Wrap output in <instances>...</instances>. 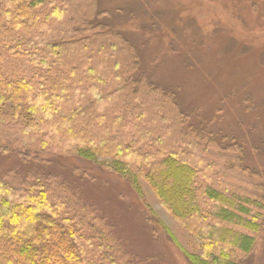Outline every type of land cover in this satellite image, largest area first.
Segmentation results:
<instances>
[{"label":"rangeland","instance_id":"1","mask_svg":"<svg viewBox=\"0 0 264 264\" xmlns=\"http://www.w3.org/2000/svg\"><path fill=\"white\" fill-rule=\"evenodd\" d=\"M26 1L23 15H0L1 72L12 80L40 77L47 69L27 57V42L82 40L85 49L76 46L66 59L82 64L84 86L108 96L97 107L101 131L127 143L128 154L106 148L90 161L76 146L59 151L50 143L63 137L52 128L25 134L21 122L31 118L7 98L3 121L19 130L0 128V169L44 174L37 177L50 200L63 204L95 264L107 246L134 264H191L187 256L201 254L197 234L206 223L174 216L143 176L170 152L194 165L200 181L232 185L264 204V0ZM17 21V31L7 29ZM13 40L20 46L9 51ZM49 71L58 77V69ZM260 220L259 231H247L251 252L235 253L239 264H264Z\"/></svg>","mask_w":264,"mask_h":264},{"label":"trees","instance_id":"2","mask_svg":"<svg viewBox=\"0 0 264 264\" xmlns=\"http://www.w3.org/2000/svg\"><path fill=\"white\" fill-rule=\"evenodd\" d=\"M26 2L0 0V15L10 18L14 11L23 15L22 6ZM41 3L42 0L32 1V5ZM5 24L12 32L20 27L18 21ZM3 30L0 23V37ZM11 42L7 47L9 51L15 50L14 45L16 48L20 46L17 41ZM26 44L31 50H24L25 54L36 66L46 68V74L12 80L0 70V105L7 98L23 105L31 118L29 123L21 122L22 130H29L25 134H31L32 127L41 133L52 128L63 137L51 142L52 147L59 151L71 150V146L79 147V157L90 161L105 153L106 148L128 154L127 143L108 139L101 131L106 128V122L97 107L108 96L95 92L93 84L84 86L86 81L77 76L78 66L82 64L76 65L75 60L74 65L69 64L66 59L71 58L69 52L76 46L79 50L85 49L82 40L66 38L44 44L30 41ZM53 68L58 69V77L51 80L48 74ZM88 68L85 67V71ZM87 92L96 102L95 111L87 105L89 99L84 97ZM4 115L0 111V128L17 130L13 122L3 121ZM9 118L6 115V119ZM92 120L97 122L93 126L96 138L89 135ZM36 171L30 170L27 175H22L14 169H0V264H95L83 250L79 229L63 213V204L50 200L46 183L37 177L42 173ZM122 172L127 173V170ZM199 173L178 153L170 152L159 161L158 166H148L143 176L174 216L206 223L197 234L201 254L187 256L191 264H239L235 253L251 252L254 238L247 231L257 232L262 228L263 221L260 219L264 215V204L260 202L261 198L243 193L232 185L217 187L200 181L203 178ZM27 177L37 179L27 182ZM97 255V264H134L130 260H118L109 246Z\"/></svg>","mask_w":264,"mask_h":264}]
</instances>
